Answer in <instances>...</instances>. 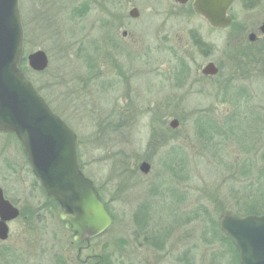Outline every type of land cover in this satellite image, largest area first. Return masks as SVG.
<instances>
[{"label": "rangeland", "instance_id": "obj_1", "mask_svg": "<svg viewBox=\"0 0 264 264\" xmlns=\"http://www.w3.org/2000/svg\"><path fill=\"white\" fill-rule=\"evenodd\" d=\"M18 8L20 69L75 133L82 172L112 224L87 249L79 244L20 143L0 133V188L21 213L0 241V264H238L217 219L264 213V0H236L233 26L213 31L222 78L202 88L191 78L204 60L186 53L195 50L188 31L203 21L173 0H18ZM37 50L48 57L39 73L26 60ZM184 72L192 75L182 84Z\"/></svg>", "mask_w": 264, "mask_h": 264}, {"label": "water", "instance_id": "obj_2", "mask_svg": "<svg viewBox=\"0 0 264 264\" xmlns=\"http://www.w3.org/2000/svg\"><path fill=\"white\" fill-rule=\"evenodd\" d=\"M173 1L185 4L188 0ZM232 2L195 0L193 8L211 26L223 29L232 24L226 14ZM138 14L136 8L129 13L132 18ZM261 31L264 34V24ZM249 39L254 40V35ZM22 57L23 28L18 0H0V131L16 135L44 194L59 204L65 228L77 242H89L110 227L112 218L92 181L80 170L75 133L51 110L21 71ZM27 61L35 72L48 67V57L42 50L29 54ZM216 72L212 63L203 69L204 74ZM170 126L176 128L178 121L173 119ZM149 169L147 162L139 167L143 174ZM18 216V209L5 200L0 188L1 241L8 238L7 222ZM217 222L237 248L240 264H264V213L241 217L227 211Z\"/></svg>", "mask_w": 264, "mask_h": 264}, {"label": "flooded vegetation", "instance_id": "obj_3", "mask_svg": "<svg viewBox=\"0 0 264 264\" xmlns=\"http://www.w3.org/2000/svg\"><path fill=\"white\" fill-rule=\"evenodd\" d=\"M236 0H233V2H232V4L230 5V7H229V9H228V11L230 10V8H231V6L234 4V2H235ZM242 1V0H241ZM261 0H244V3H245V5H249V7L250 6H255L256 4H258L259 2H260ZM174 2V1H173ZM194 2H195V0H188L185 4H179V3H176V2H174V4L176 5V6H180V7H184V8H187L188 9V13H190L191 14V16L192 15H194V16H196V17H199V18H201V20L203 21V24H201L200 26H198V27H195L193 30L192 29H190V31H188V35H189V39H190V41H191V49L193 48V49H195L194 51H191V52H187L186 54L189 56V58L190 59H194V58H196V57H200V58H202L203 60H204V64L199 68V69H197L196 70V74L195 75H193V78H191V80L193 81V84L194 85H198V86H200V88H202L203 87V85L204 84H210V86L211 87H216L217 85H218V80H215V79H217L218 77H221V76H219L220 74H219V69L217 68V66H216V63L213 61V55H214V52L216 51V48H214V45H213V42H212V40H211V37H212V33H213V31H217V30H219L218 28H215V27H213V26H211V24L203 17V16H201L200 14H197L195 11H194V8H193V5H194ZM228 11H227V15H228ZM231 19H232V24H234V22H233V18H232V16L231 15H228ZM262 24H264V23H262ZM233 25H231L230 27H228V28H226V29H229V28H231ZM261 26L262 25H260L259 26V31H260V28H261ZM226 29H220V30H226ZM261 32V31H260ZM251 33H253L254 34V40H256L257 39V33L255 32V31H252ZM127 35V33L126 32H123V37H125ZM250 35V34H249ZM236 36V35H235ZM112 38V40H114L116 43H118V40L116 39V37H111ZM237 39H242V37H237L236 38V40ZM253 40V41H254ZM203 47H205L206 49H203ZM187 56V57H188ZM210 63H212V64H214L215 66H216V68H217V72H216V74H213V75H210V74H204L203 73V69H204V67L206 66V65H208V64H210ZM199 71H200V75L198 74L199 73ZM183 75H185V79H183V75L181 76L182 77V84H183V81H184V83H186V82H188V80H189V77L192 75V74H190V72L189 73H187V72H184V73H182ZM199 75V76H198ZM198 76V77H197ZM222 78V77H221ZM220 78V79H221ZM187 79V80H186ZM215 80V81H214ZM101 83H102V85L104 86V87H106L107 86V82H106V80H105V76H104V78L103 79H101ZM222 84V83H221ZM185 85V84H184ZM0 133H1V135H4V136H6V135H11V136H13L19 143H20V145H21V142L19 141V139L18 138H16V136L14 135V134H10V133H4V132H1L0 131ZM21 147H22V145H21ZM23 150V149H22ZM24 153V152H23ZM25 155V154H24ZM26 157V156H25ZM2 193H3V191H2ZM3 196H4V193H3ZM4 198H5V200L6 201H8L10 204H12V206H14L15 208H17L15 205H13V203L10 201V200H8L5 196H4ZM18 209V211H19V216H20V209L19 208H17ZM18 216V217H19ZM17 217V218H18ZM16 218V219H17ZM15 220V219H14ZM10 223V222H9ZM8 223V224H9ZM8 239V238H7ZM6 239V240H7ZM85 245V244H84ZM86 245H88L87 243H86ZM84 246V248H86L87 249V247L88 246ZM80 248H82V246H80L79 247V251H80Z\"/></svg>", "mask_w": 264, "mask_h": 264}, {"label": "trees", "instance_id": "obj_4", "mask_svg": "<svg viewBox=\"0 0 264 264\" xmlns=\"http://www.w3.org/2000/svg\"><path fill=\"white\" fill-rule=\"evenodd\" d=\"M39 91V90H38ZM57 205V204H56ZM58 206V205H57ZM250 210H255V209H253V208H249ZM256 213H258V212H248V213H246V215H248V214H256ZM217 225V224H216ZM217 231H219V228H218V226H217ZM219 234H220V236H221V238L224 240V241H226V243H229V244H231V246L235 249V247L233 246V244L231 243V241L228 239V238H226V237H224L221 233H220V231L218 232ZM229 241V242H228ZM235 256H236V259H237V263H238V253H237V250L235 249ZM239 264V263H238Z\"/></svg>", "mask_w": 264, "mask_h": 264}]
</instances>
